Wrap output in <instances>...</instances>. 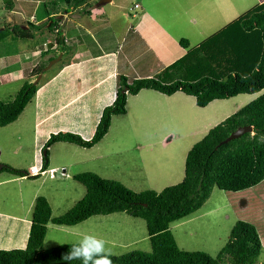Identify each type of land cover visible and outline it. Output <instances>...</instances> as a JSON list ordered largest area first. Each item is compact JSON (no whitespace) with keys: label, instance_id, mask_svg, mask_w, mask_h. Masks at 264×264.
<instances>
[{"label":"rangeland","instance_id":"1","mask_svg":"<svg viewBox=\"0 0 264 264\" xmlns=\"http://www.w3.org/2000/svg\"><path fill=\"white\" fill-rule=\"evenodd\" d=\"M52 1L31 0L30 3L35 5L34 7H40L43 3L47 5ZM94 1L98 3L99 0ZM108 2L110 1L98 3L96 6L97 3L91 1L90 4L99 9ZM22 4L27 5L24 2ZM63 6L67 7L64 3ZM107 8L113 9L109 6ZM47 10L52 11L49 6ZM8 12L4 0H0V37L4 36L0 40V60L5 58L0 61V99L5 102L15 96L24 80L34 82L43 73L44 76L37 82L43 83L64 62H70L74 55H79L72 50L74 46L67 50V53L72 55L63 56L65 54L60 52V45L55 43L59 37L57 32L47 29L45 21L40 24L42 28L36 31L31 25L40 20L38 17L29 19L32 11L26 13L27 17L24 16L25 19L21 20L20 25L30 29L33 37L13 38V20L10 18L16 19L17 15ZM74 13L76 15L77 12ZM79 16L85 17V14L79 10ZM95 17L94 15V19H88L89 16L83 21V26L91 21L95 22ZM56 18L55 24L61 27L63 16L57 13ZM78 42L82 44L84 41L79 39ZM34 50L43 53L36 51L32 57ZM94 53L92 48L89 52L85 50V53L81 54L88 56ZM48 54H52L54 58L60 54V58L44 70L49 60L43 68L44 71L36 75L33 70L35 65L46 62ZM19 64L23 78L10 80L8 72L17 69ZM263 92L264 88L257 93L239 94L199 107L195 104L194 96L181 91L165 95L152 89H141L136 95H127L126 113L112 117L109 130L100 142L91 148L68 142H55L48 147L47 170L32 173L31 165L39 166V169L41 167L43 147L51 133L70 131L82 138L84 134H88L81 129L67 130L65 124H60L61 115H57L54 121L38 123L40 117H37L34 97L14 122L0 126V165L8 164L32 174L39 173L35 178H27L0 171V249L25 247L28 235L24 246L14 244L13 239L14 236L23 239L29 232L30 224L27 221L31 220L37 196H44L48 200L52 217L59 216L71 208L85 193V186L72 177L76 173L91 171L103 178L118 180L134 191H160L166 186L180 182L184 175L185 157L191 146L211 127ZM219 105L230 110L227 116H214V110ZM220 110L218 109V112ZM189 111L191 114H197L196 119L191 118ZM198 115L209 116L205 118L209 119L206 124L202 121L205 127L199 125L201 121ZM50 169L54 170L51 176ZM237 220H244L255 226L262 245L258 264H264V180L237 192L214 187L209 198L197 211L171 222L170 230L180 249L203 251L215 257L228 240L230 230ZM22 223L28 225L27 232H24L25 228H21L20 232L17 230L16 234H12L10 230L7 232L10 226H19ZM83 234L103 237L109 242L115 255L135 249L151 251L145 221L125 212L94 215L74 226L48 223L42 248L76 243ZM225 264L230 263L227 261Z\"/></svg>","mask_w":264,"mask_h":264},{"label":"trees","instance_id":"2","mask_svg":"<svg viewBox=\"0 0 264 264\" xmlns=\"http://www.w3.org/2000/svg\"><path fill=\"white\" fill-rule=\"evenodd\" d=\"M4 4L9 9L12 0H4ZM41 6L39 19L49 16L44 24H48L49 30L57 32L59 37L55 43L60 45L62 51L66 45L59 24H55L57 13L89 7L91 4L87 0H53ZM48 6L52 11L47 10ZM86 7L82 8L84 14L89 13ZM31 26L35 30L42 28L41 25ZM11 34L15 39L33 37L31 30L21 25H13ZM180 44L188 46L186 40H181ZM54 57H48L46 62L35 65V74L42 73L47 62ZM40 85L24 80L11 100L5 102L0 99V126H6L19 117L35 97ZM263 88L264 2L187 51L155 76L129 79L123 74L118 75L116 97L102 109L93 135L85 139L70 131L51 133L43 147L45 154L39 172L48 168V147L55 142H68L85 148L100 142L109 130L112 117L126 113L127 95H136L141 89H152L165 95L181 91L194 96L197 106L205 107L213 100L252 94ZM244 125L252 126V134L246 132L221 143L231 132ZM261 137H264V92L211 127L191 146L185 157L183 178L174 185L160 191H134L118 180L103 178L91 171L76 173L72 177L85 186L84 195L56 217H52L48 200L44 196H37L25 247L0 249V264H66L62 255L75 243L43 249L48 223L74 226L94 215L116 212H125L145 221L151 251L135 249L114 255V264H225L227 261L230 264H258L262 245L255 226L250 222L237 220L228 240L215 257L203 251L180 249L170 230V223L197 211L214 187L237 192L264 180V140ZM0 171L27 178L39 175L8 164L2 165ZM71 264L81 262L74 260Z\"/></svg>","mask_w":264,"mask_h":264},{"label":"crops","instance_id":"3","mask_svg":"<svg viewBox=\"0 0 264 264\" xmlns=\"http://www.w3.org/2000/svg\"><path fill=\"white\" fill-rule=\"evenodd\" d=\"M30 1L22 0L25 5L19 0H12L11 7L6 8L8 13L17 15L16 19L10 18L13 20L12 26L20 25L30 11L29 19L38 17L40 20L32 21L35 25L40 26L49 17L39 19V7H34ZM90 2L87 0L88 4ZM262 2L264 0H110L99 9L96 7L98 3L86 7L89 13L85 17L79 16V10L83 13L82 7L60 13L63 16L60 23L61 37L66 45L60 52L65 54L63 56L72 55L67 50L75 46L72 50L79 55H74L70 62H64L39 86L34 98L37 117H40L38 123L54 121L57 115H61L60 124H65L67 130L86 131L88 134L82 135L89 139L102 109L116 97L118 75L123 74L129 79L155 76L187 51L218 34ZM94 15L96 21L83 26V21L89 16L88 19H94ZM45 26L48 29V24ZM79 39L84 42L79 44ZM181 40H186L188 46H182ZM92 48L94 54L82 56L85 50L89 52ZM36 51L43 53L34 50L32 57ZM51 56L48 54L46 59ZM19 68L20 64L17 69L8 72L10 80L23 78ZM220 105L214 110V116H227L230 110ZM218 109L221 110L218 112ZM189 115L196 119L197 114L189 111ZM198 116L201 121L199 125L205 127L209 120L205 118L209 116ZM30 169L36 173L39 166L31 165ZM22 224L10 226L7 232L10 230L16 234L21 228L27 232L28 225ZM27 235L23 239L14 236V244L24 246Z\"/></svg>","mask_w":264,"mask_h":264},{"label":"clouds","instance_id":"4","mask_svg":"<svg viewBox=\"0 0 264 264\" xmlns=\"http://www.w3.org/2000/svg\"><path fill=\"white\" fill-rule=\"evenodd\" d=\"M261 140H264V137H261ZM37 172H39V170ZM49 172L51 176L54 170L50 169ZM114 255L115 253L106 239L96 234H83L81 238L62 255V259L66 264H71L74 260H79L81 264H114V260L112 259Z\"/></svg>","mask_w":264,"mask_h":264},{"label":"water","instance_id":"5","mask_svg":"<svg viewBox=\"0 0 264 264\" xmlns=\"http://www.w3.org/2000/svg\"><path fill=\"white\" fill-rule=\"evenodd\" d=\"M107 1H110V0H99L98 3L103 4ZM59 58H60V54L56 58L50 60L49 64L44 68V70L48 69L53 63L57 62L59 60ZM40 78H41V74L34 81V83H37L38 79H40ZM246 132H252V126L251 125H244V126L238 127L235 131L231 132L228 137H226L223 141H221V143H226L229 140H231L233 138H237ZM43 154H45V150H44ZM1 167H2V165H0V168Z\"/></svg>","mask_w":264,"mask_h":264},{"label":"built area","instance_id":"6","mask_svg":"<svg viewBox=\"0 0 264 264\" xmlns=\"http://www.w3.org/2000/svg\"><path fill=\"white\" fill-rule=\"evenodd\" d=\"M135 7H138V4H135Z\"/></svg>","mask_w":264,"mask_h":264}]
</instances>
